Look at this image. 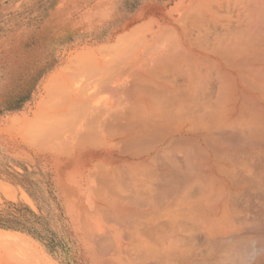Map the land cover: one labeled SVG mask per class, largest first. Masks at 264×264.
I'll use <instances>...</instances> for the list:
<instances>
[{"label":"bare ground","instance_id":"1","mask_svg":"<svg viewBox=\"0 0 264 264\" xmlns=\"http://www.w3.org/2000/svg\"><path fill=\"white\" fill-rule=\"evenodd\" d=\"M111 21L64 52L19 131L79 160L85 193H65L78 253L264 264V0L152 1ZM18 240L4 264H55Z\"/></svg>","mask_w":264,"mask_h":264},{"label":"rangeland","instance_id":"2","mask_svg":"<svg viewBox=\"0 0 264 264\" xmlns=\"http://www.w3.org/2000/svg\"><path fill=\"white\" fill-rule=\"evenodd\" d=\"M152 1L166 0H0V236L5 235L2 240L17 243L16 239L31 238L41 254L54 259L55 264H87L70 237L72 224L65 195L85 193L80 189L85 186L84 180L76 173L79 165L75 163L79 160L53 157L49 150L34 147L19 134L21 121L33 117L44 95L46 78L57 65L65 64L64 52L88 41L102 43L100 36L106 33L103 27L112 23L113 18L117 23L125 21ZM6 241L0 243V252L7 250ZM17 249H11L16 252L9 251L8 255L19 258L17 253L21 249ZM2 255L1 252L0 264L6 262V253ZM14 258L15 262L20 261Z\"/></svg>","mask_w":264,"mask_h":264}]
</instances>
